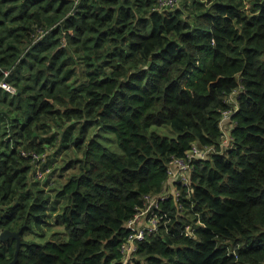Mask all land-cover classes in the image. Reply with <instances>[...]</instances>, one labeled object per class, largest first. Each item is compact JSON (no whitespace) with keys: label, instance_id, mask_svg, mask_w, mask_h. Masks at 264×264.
<instances>
[{"label":"trees","instance_id":"16d2710c","mask_svg":"<svg viewBox=\"0 0 264 264\" xmlns=\"http://www.w3.org/2000/svg\"><path fill=\"white\" fill-rule=\"evenodd\" d=\"M181 3L0 0V83L16 88H0V232L20 234L18 264H124L125 223L193 147L215 152L190 165L191 217L170 195L162 208L176 221L132 264H264V0ZM58 129L74 155L49 189L36 168L50 173L57 151L44 153ZM52 209L63 234L27 239L32 222L51 225ZM191 222L194 239L181 235ZM15 252L16 239L2 242L0 264Z\"/></svg>","mask_w":264,"mask_h":264},{"label":"built area","instance_id":"2783aa9c","mask_svg":"<svg viewBox=\"0 0 264 264\" xmlns=\"http://www.w3.org/2000/svg\"><path fill=\"white\" fill-rule=\"evenodd\" d=\"M182 0H156L157 8L161 11L173 10L181 4ZM1 70V68H0ZM10 72H4L5 77H9ZM0 88L14 96L16 94V88L10 85L7 82L0 83ZM231 119V115L227 113L222 123V134H223V144L228 145L230 143V138L228 136L229 129L226 126L227 122ZM232 129V128H231ZM215 152L214 148H203L199 149L198 147H193L192 150L184 158H173L172 167L168 170L169 182L168 188L166 187L165 191L159 196H146L145 197V207L140 208L135 215V217L124 225V230L127 233L125 237L120 252L123 257L124 264H132L133 260L137 256L138 248L140 244L147 241L150 237L158 236L162 230H165V233H168L171 230L170 224L173 220L176 221L175 216H171L169 213L163 211L162 205L169 200L170 195H173L175 199L174 211H179V216L184 218L191 217V205L195 206V203L192 201V192H191V183H190V165L194 161L208 160L212 153ZM24 157H27V154L24 152L22 154ZM36 163L46 162V155L43 157H38L33 155ZM36 166V165H35ZM46 173L42 169L36 168V178L38 180L44 181ZM190 183V185H189ZM178 185H182L186 190L179 189ZM184 194L187 201L184 198ZM189 201V202H188ZM190 204L188 208L186 203ZM197 226L191 223H185L181 228V235L194 239L193 237L196 232ZM1 233H0V246H1ZM240 247H234L232 249V254L237 255V251Z\"/></svg>","mask_w":264,"mask_h":264},{"label":"rangeland","instance_id":"374dc122","mask_svg":"<svg viewBox=\"0 0 264 264\" xmlns=\"http://www.w3.org/2000/svg\"><path fill=\"white\" fill-rule=\"evenodd\" d=\"M192 1L190 2H187L185 5H190ZM182 4V3H181ZM179 4L177 8H181V7H184L183 5ZM74 131V138L78 136V132H79V129L78 127H75L73 129ZM152 131H155V132H158L164 136H168V137H172V134L170 133L169 129H166L165 127H153ZM57 134H58V139H56L54 145L52 147H50L49 149L47 148L45 151L44 154L47 155V157L51 154L54 155L55 153V160L52 162L51 164V168L50 169V173L48 175H46L48 178H50V184H49V189L52 188V185H51V182H54L55 184L53 185V188H57L59 189L62 185L60 184V182L63 180L61 175H60V171L62 169H65V167L70 163V161L73 159V148H70L69 150H63L61 149V145H62V142L64 140V131L61 130V129H58L57 131ZM104 144L107 146V147H110L111 150H113L114 152H116L117 154H121L122 151L121 149H119L117 146L114 145V142L112 141L113 139L107 137V136H104L102 138ZM110 144H113L114 146H111ZM59 149H61L62 151L59 152ZM47 161V160H46ZM55 171V172H54ZM68 170L65 171L63 173L64 175V178L66 177V175L68 174ZM59 183V184H58ZM51 191V190H50ZM49 191V192H50ZM63 205V203L61 205H58L56 208L54 207V209H58L61 213V206ZM60 213L55 210L54 213H52L51 215V220H50V223L51 225H48L47 226H44V228H41V230L39 228H37L35 226V224L32 222V230H31V233H28L26 235V238L27 239H32V234H34L37 238V240L41 241V242H44L48 239H50L53 235H51L52 233L54 234H59V235H62L63 234V230L64 228L60 225V222H61V218H59V215ZM1 233V232H0ZM66 232L64 231V241L68 240L69 236H67L65 234ZM2 234V233H1ZM32 235V236H31ZM35 238V237H34ZM41 239H44V240H41Z\"/></svg>","mask_w":264,"mask_h":264},{"label":"water","instance_id":"95a60500","mask_svg":"<svg viewBox=\"0 0 264 264\" xmlns=\"http://www.w3.org/2000/svg\"><path fill=\"white\" fill-rule=\"evenodd\" d=\"M9 238L16 239V252L14 255V259L10 264H18L19 254H20V251L22 249V242H21L20 234L19 233H11L9 231L2 232L1 242H6L9 240Z\"/></svg>","mask_w":264,"mask_h":264},{"label":"crops","instance_id":"0c3cea01","mask_svg":"<svg viewBox=\"0 0 264 264\" xmlns=\"http://www.w3.org/2000/svg\"><path fill=\"white\" fill-rule=\"evenodd\" d=\"M157 5V4H156ZM161 11V10H160ZM54 213V209L51 210V214ZM51 218V217H50Z\"/></svg>","mask_w":264,"mask_h":264}]
</instances>
